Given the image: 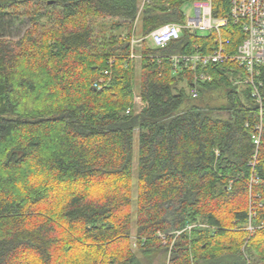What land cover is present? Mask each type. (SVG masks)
I'll return each mask as SVG.
<instances>
[{
	"label": "trees",
	"instance_id": "16d2710c",
	"mask_svg": "<svg viewBox=\"0 0 264 264\" xmlns=\"http://www.w3.org/2000/svg\"><path fill=\"white\" fill-rule=\"evenodd\" d=\"M165 1L144 6L133 31L139 0H0V264H264V228L247 229L264 220V130L257 148L251 139L264 100L260 114L250 88L234 83L241 67L209 66L191 97V73L165 56L205 52L214 33L183 30L164 47L142 41L136 93L132 33L183 23L194 0ZM212 7L225 16L228 0ZM24 16L29 27L13 40L6 24ZM94 27L110 34L108 50ZM221 34L235 50L239 29ZM112 55L111 81L97 91ZM258 79L264 98V67Z\"/></svg>",
	"mask_w": 264,
	"mask_h": 264
},
{
	"label": "built area",
	"instance_id": "2783aa9c",
	"mask_svg": "<svg viewBox=\"0 0 264 264\" xmlns=\"http://www.w3.org/2000/svg\"><path fill=\"white\" fill-rule=\"evenodd\" d=\"M161 2V5H166L165 0H161ZM150 3L151 0H139L138 11L133 22V31L140 19L143 7ZM189 5L192 12L189 14L183 11V23L163 24L156 30H152L147 36L140 38L135 37L132 33L126 58L130 61L140 58V54L136 51L144 40H147L152 48H160L178 40L183 30H187L190 34L214 33L211 45L205 52L201 48H197L190 53H170L165 57L174 70L183 69L191 73V84L187 85V88L189 95L193 98L199 95L198 85L211 80L212 77L208 71L209 66L224 63L228 60L235 61L243 70V75L236 78L234 83L250 88V96L259 105L261 114V105L264 98L260 93L262 82L258 79V76L261 68L264 67V0H228L227 13L225 16L220 17L213 14V0H194ZM229 23L237 27L241 34V41L233 51L227 49L229 42L221 34V30ZM155 58L156 61H160L162 56L157 55ZM115 59V55L107 58V67L101 71L100 76L92 84L95 90L100 91L110 83ZM262 130L264 128L259 122L256 124L254 133L251 136L256 148L260 143ZM256 157L255 152L252 160L248 163L251 168L250 186L259 180V175L255 172ZM257 206H262V203L257 204ZM254 215L255 213L250 211L249 218ZM261 228H264V220L259 222L258 225L252 226L249 219L247 229L250 233ZM180 232L176 231L175 237Z\"/></svg>",
	"mask_w": 264,
	"mask_h": 264
},
{
	"label": "rangeland",
	"instance_id": "374dc122",
	"mask_svg": "<svg viewBox=\"0 0 264 264\" xmlns=\"http://www.w3.org/2000/svg\"><path fill=\"white\" fill-rule=\"evenodd\" d=\"M183 9H184L183 11H185L186 13L191 14V12H192L191 6L189 4L185 5L183 7ZM28 27H29V20L25 16L24 17H13L12 20L10 21V23L6 24L8 34L11 36V38H13V40H18ZM127 27H128L127 25L121 26V28L115 30L114 33L112 32L113 36L114 35L119 36V34H122V35L127 34L130 31L129 28H127ZM135 29H136V31L139 30V22L136 24ZM102 35L99 33V30L96 27L93 28L94 39L103 40L104 42L102 44L106 45V50H108L109 45H110L108 42H111V41H109L110 39H107V38H108V36H110V34L104 32ZM138 38H140V37H138ZM145 43L151 47L150 43L147 40L145 41ZM133 67L136 69L135 89L137 90L138 85H139L140 58L133 60ZM240 86L243 88L242 85H240ZM187 91H188V88H187ZM218 91L220 94L223 93L222 90H218ZM136 93H137V91H136ZM136 96H137V94L134 96L133 102L135 104V110L138 111L140 109L139 107H142L143 105L138 103L139 101H138V99L135 98ZM223 101L224 100L222 98H219V99H217V102H218L217 104H221V103H223ZM220 114L225 115L224 112H222ZM137 162H138V139H137V136H135L134 137V143H133V160H132V170H133L134 176H135V171L137 168ZM134 179H135V177H133V182H135ZM134 193H135V188L133 187V194ZM133 197H134V195H133ZM132 207L135 210V198L132 200ZM166 256H168V255L164 252L161 254L160 258H162V260L164 259L163 261H165ZM252 262H253V260H252Z\"/></svg>",
	"mask_w": 264,
	"mask_h": 264
},
{
	"label": "crops",
	"instance_id": "0c3cea01",
	"mask_svg": "<svg viewBox=\"0 0 264 264\" xmlns=\"http://www.w3.org/2000/svg\"><path fill=\"white\" fill-rule=\"evenodd\" d=\"M136 91H137V90H136ZM135 98H136V99H138V101H139L138 103H140V104H142V105H143V103L141 102V100H140V97H139V96H136ZM139 108L141 109V107H139ZM140 109H139V110H140Z\"/></svg>",
	"mask_w": 264,
	"mask_h": 264
},
{
	"label": "bare ground",
	"instance_id": "6f19581e",
	"mask_svg": "<svg viewBox=\"0 0 264 264\" xmlns=\"http://www.w3.org/2000/svg\"><path fill=\"white\" fill-rule=\"evenodd\" d=\"M139 23H140V22H139ZM158 28H159V26H158ZM156 29H157V28H156ZM156 29H154V30H156ZM191 226H192V225H188V226H186V229H190Z\"/></svg>",
	"mask_w": 264,
	"mask_h": 264
}]
</instances>
